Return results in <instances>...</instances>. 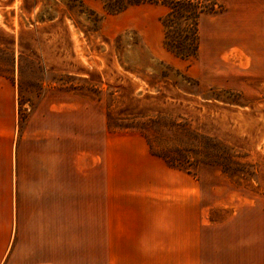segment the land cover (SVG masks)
I'll use <instances>...</instances> for the list:
<instances>
[{
  "label": "rangeland",
  "instance_id": "obj_1",
  "mask_svg": "<svg viewBox=\"0 0 264 264\" xmlns=\"http://www.w3.org/2000/svg\"><path fill=\"white\" fill-rule=\"evenodd\" d=\"M69 1L0 0L1 182L15 141L58 133L82 175L74 263L137 264L101 244V175L110 210L154 175L147 157L175 154L202 187L204 251L167 264H264V0H219L191 60L164 49L160 6Z\"/></svg>",
  "mask_w": 264,
  "mask_h": 264
},
{
  "label": "crops",
  "instance_id": "obj_2",
  "mask_svg": "<svg viewBox=\"0 0 264 264\" xmlns=\"http://www.w3.org/2000/svg\"><path fill=\"white\" fill-rule=\"evenodd\" d=\"M40 133V141L13 143L8 171L0 179V264H75L77 177L82 175L75 154L61 146V135L53 133L55 139L45 143ZM147 158L156 165L154 175L134 187L122 206L116 191L109 210L108 173L101 175V244H108L109 233L116 250L112 257L142 262L137 264L202 260L199 181L159 157ZM228 255L235 260L234 245Z\"/></svg>",
  "mask_w": 264,
  "mask_h": 264
},
{
  "label": "trees",
  "instance_id": "obj_3",
  "mask_svg": "<svg viewBox=\"0 0 264 264\" xmlns=\"http://www.w3.org/2000/svg\"><path fill=\"white\" fill-rule=\"evenodd\" d=\"M104 10L109 15L121 14L132 7L151 4L164 9L160 17L163 27L164 49L181 60L197 58L200 50V24L207 16L221 14L224 6L219 0H101ZM70 11L78 10L80 13L93 15L84 0H70L67 3ZM95 15V14H94ZM164 159L169 167L194 175L187 169L178 165L182 162L175 154L163 156L153 154ZM222 165V164H221Z\"/></svg>",
  "mask_w": 264,
  "mask_h": 264
},
{
  "label": "water",
  "instance_id": "obj_4",
  "mask_svg": "<svg viewBox=\"0 0 264 264\" xmlns=\"http://www.w3.org/2000/svg\"><path fill=\"white\" fill-rule=\"evenodd\" d=\"M260 136H264V127H262L261 131H260Z\"/></svg>",
  "mask_w": 264,
  "mask_h": 264
}]
</instances>
